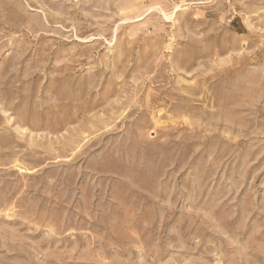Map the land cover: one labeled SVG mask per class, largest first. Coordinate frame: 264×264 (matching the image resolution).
Segmentation results:
<instances>
[{"label": "rangeland", "instance_id": "374dc122", "mask_svg": "<svg viewBox=\"0 0 264 264\" xmlns=\"http://www.w3.org/2000/svg\"><path fill=\"white\" fill-rule=\"evenodd\" d=\"M0 264H264V0H0Z\"/></svg>", "mask_w": 264, "mask_h": 264}]
</instances>
